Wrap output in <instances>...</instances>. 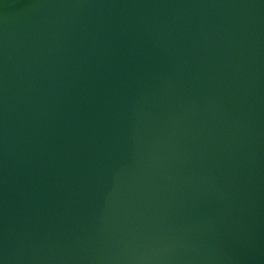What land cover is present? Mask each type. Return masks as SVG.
<instances>
[{"label":"water","instance_id":"water-1","mask_svg":"<svg viewBox=\"0 0 264 264\" xmlns=\"http://www.w3.org/2000/svg\"><path fill=\"white\" fill-rule=\"evenodd\" d=\"M0 264H264V0H0Z\"/></svg>","mask_w":264,"mask_h":264}]
</instances>
